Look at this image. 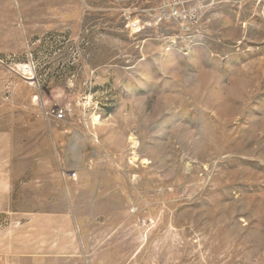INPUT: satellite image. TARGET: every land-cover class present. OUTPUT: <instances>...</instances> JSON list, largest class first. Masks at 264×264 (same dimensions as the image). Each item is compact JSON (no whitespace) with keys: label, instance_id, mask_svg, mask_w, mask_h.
I'll list each match as a JSON object with an SVG mask.
<instances>
[{"label":"rangeland","instance_id":"1","mask_svg":"<svg viewBox=\"0 0 264 264\" xmlns=\"http://www.w3.org/2000/svg\"><path fill=\"white\" fill-rule=\"evenodd\" d=\"M0 264H264V0H0Z\"/></svg>","mask_w":264,"mask_h":264},{"label":"bare ground","instance_id":"2","mask_svg":"<svg viewBox=\"0 0 264 264\" xmlns=\"http://www.w3.org/2000/svg\"><path fill=\"white\" fill-rule=\"evenodd\" d=\"M127 142L130 144L131 149H132V151H131V160L132 161H137L138 160V155L136 153L137 150L135 151V149L137 147V141L135 139V136L130 134L128 136V138H127ZM143 162H145V160H143Z\"/></svg>","mask_w":264,"mask_h":264},{"label":"built area","instance_id":"3","mask_svg":"<svg viewBox=\"0 0 264 264\" xmlns=\"http://www.w3.org/2000/svg\"><path fill=\"white\" fill-rule=\"evenodd\" d=\"M55 115H56L57 117H62V116H63V113H62V111H60V110H56V111H55ZM72 176L74 177L75 174L73 173Z\"/></svg>","mask_w":264,"mask_h":264}]
</instances>
